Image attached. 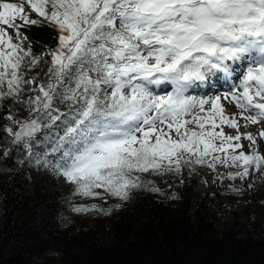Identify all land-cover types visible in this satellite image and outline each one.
Instances as JSON below:
<instances>
[{
  "label": "snow or ice",
  "instance_id": "obj_1",
  "mask_svg": "<svg viewBox=\"0 0 264 264\" xmlns=\"http://www.w3.org/2000/svg\"><path fill=\"white\" fill-rule=\"evenodd\" d=\"M45 25L58 33L57 45L37 53L26 33ZM240 64L239 83L223 95L239 115L226 114L220 94H187L197 82L217 88L210 80L217 72L233 79ZM165 83L171 92L153 91ZM8 99L31 114L23 122L8 114L19 129L6 128L12 143L28 163L71 184L73 198L164 195L146 174L182 183L208 160L213 169L242 168L226 178H247L264 171L257 143L264 142V0H0V107Z\"/></svg>",
  "mask_w": 264,
  "mask_h": 264
},
{
  "label": "trees",
  "instance_id": "obj_2",
  "mask_svg": "<svg viewBox=\"0 0 264 264\" xmlns=\"http://www.w3.org/2000/svg\"><path fill=\"white\" fill-rule=\"evenodd\" d=\"M26 34L37 53L45 51V45H57L58 33L46 25L30 26ZM35 71L39 69L32 74ZM3 104L0 264H264V192L257 191L262 207L246 215L236 212L234 220L220 230L214 204L219 203L221 213L226 214L227 199L233 200L232 195H224L220 188H206L197 198L196 168L183 176L182 183L171 175L165 188L156 183L153 174H146L164 195L134 190L128 201L117 198L114 206L98 204L111 209L110 215L93 211L84 212L89 217H81L83 212H74L72 205H82L88 198H73V186L63 177L38 168L35 161L28 163L26 151L14 145L6 132L8 127L19 130L8 119L9 113L21 122L30 118L26 106L11 99ZM59 107L67 111L66 104ZM44 135L38 133L37 140L42 141ZM45 147L43 143L33 145L36 152ZM5 152L11 155L6 157ZM252 201L249 199L250 206ZM117 204L121 206L117 208ZM249 225H253L251 231Z\"/></svg>",
  "mask_w": 264,
  "mask_h": 264
},
{
  "label": "rangeland",
  "instance_id": "obj_3",
  "mask_svg": "<svg viewBox=\"0 0 264 264\" xmlns=\"http://www.w3.org/2000/svg\"><path fill=\"white\" fill-rule=\"evenodd\" d=\"M15 2V0H13ZM246 63V62H245ZM233 68L236 69L235 75L233 79H226L224 77V74L222 73V77L217 76L218 82H215V78H210L211 81L214 80L217 84V88L214 89L216 91H219L218 93L212 91L211 94H219L221 95V104L224 106L226 110V114L228 116H231V114H234V111L231 109V104L234 103L231 100H225L223 98V95L225 92H227L229 89L232 88L233 84H238L239 83V78L241 73L244 71V64L240 65H233ZM221 74V72H220ZM219 74V75H220ZM225 81V82H224ZM227 81V82H226ZM232 83V85L229 87L228 83ZM199 83V82H198ZM222 83V84H220ZM168 84V83H167ZM200 85V83H199ZM202 85H200L201 87ZM222 86V87H221ZM226 87H229L226 89ZM153 91L157 94H164L167 92L172 91V85L165 87L163 90L156 91L153 88ZM224 92V93H223ZM188 95H194V96H207L209 94V90H206L203 92L202 90L199 89H194L190 88L188 90ZM231 102V103H230ZM229 104V105H228ZM230 106V108H229ZM207 108V106H206ZM231 110V111H230ZM230 113V114H229ZM224 132L227 134H235L234 130L230 129L227 125L223 126ZM248 131L253 132L254 134H257L261 128L254 126V125H249L248 126ZM217 132L220 131V128L218 127L216 129ZM240 131H244L243 128L240 129ZM242 143L245 145V151L247 152L249 149V143L248 141L242 140ZM259 147V152L264 153V142L260 141L259 139L257 140ZM239 151V150H237ZM211 161L208 160L205 162L203 165H196V171L198 175V192H197V198L200 197L201 192L206 189H214V188H220L224 190V195L229 193L234 197L233 200L230 198L227 199V211L226 214H222L220 211V204L215 203V209L217 214V219H218V226L219 229L222 230L226 224L231 223L234 220V217L236 215V212L246 215L247 211H254L259 207H262L263 201H262V196L261 194H258L257 191L259 190L260 192H264V187H263V171L260 172H254L250 173V175L247 178H238V179H231V178H226L227 173H235L237 171H242V168H237L236 166L228 167L227 165L225 166H220L217 169L210 168L208 164ZM170 174H160V175H155L153 174L152 178L156 180V183H158L160 186L165 188L168 183H169V178ZM178 190H182V185L178 184ZM249 199H253L252 205H249ZM117 198L112 197V196H107L105 199H98V198H88L84 199L82 201V205H91V204H106L107 206H111L114 203H117ZM114 206V205H113ZM223 215H226L223 217ZM81 217H89V215H85V213L79 214Z\"/></svg>",
  "mask_w": 264,
  "mask_h": 264
},
{
  "label": "bare ground",
  "instance_id": "obj_4",
  "mask_svg": "<svg viewBox=\"0 0 264 264\" xmlns=\"http://www.w3.org/2000/svg\"><path fill=\"white\" fill-rule=\"evenodd\" d=\"M220 74V72H217L216 73V75L215 76H212V77H210L211 79L212 78H215V82H218L217 80H218V78H217V76H220V77H222V72H221V74ZM210 79V80H211ZM227 79V78H226ZM212 81H214V80H212ZM225 82V81H224ZM227 82V81H226ZM220 84H222V83H220ZM228 85H229V87L232 85V83L230 82V83H228ZM168 86V84L167 83H165L163 86H161V87H156V86H153V88H154V90H156V91H160V90H163L165 87H167ZM169 86H171L170 84H169ZM222 87V86H221ZM229 87H226V89H228ZM192 88H194L195 90L196 89H199V90H202L203 92H205L206 90H209V93L211 92L212 93V91H214V92H216V93H218L219 91H216V90H214V89H208L207 87H204V86H201L200 87V85H199V83L197 82L196 84H194L193 86H192ZM216 89V88H215ZM224 93V92H223ZM220 94V93H219ZM222 95H224V94H222ZM231 103V102H230ZM229 105V104H228ZM231 109L234 111V114H237V115H239V109H238V107L234 104V103H232L231 105ZM230 106H229V108H230ZM231 111V110H230ZM230 114V113H229ZM231 116H232V114H231ZM219 168V167H218ZM214 170V169H213ZM218 170V169H217Z\"/></svg>",
  "mask_w": 264,
  "mask_h": 264
}]
</instances>
